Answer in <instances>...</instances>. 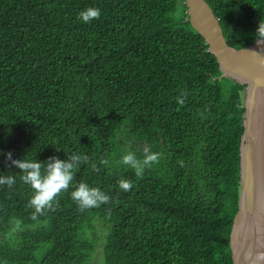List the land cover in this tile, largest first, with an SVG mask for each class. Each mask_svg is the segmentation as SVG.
<instances>
[{
  "label": "trees",
  "instance_id": "16d2710c",
  "mask_svg": "<svg viewBox=\"0 0 264 264\" xmlns=\"http://www.w3.org/2000/svg\"><path fill=\"white\" fill-rule=\"evenodd\" d=\"M206 2L228 45L255 41L264 0ZM89 7L100 17L85 23L79 13ZM220 74L184 0H0V177L15 178L0 185V233L26 226L0 243V259L87 264L94 243L85 230L98 217L108 225L101 264H233L244 85ZM122 127L160 152L140 176L114 160ZM8 152L89 162L58 207L32 220L34 190ZM80 182L109 203L81 210L71 197Z\"/></svg>",
  "mask_w": 264,
  "mask_h": 264
},
{
  "label": "water",
  "instance_id": "95a60500",
  "mask_svg": "<svg viewBox=\"0 0 264 264\" xmlns=\"http://www.w3.org/2000/svg\"><path fill=\"white\" fill-rule=\"evenodd\" d=\"M184 2L191 27L217 60L219 77L244 85L238 210L229 243L233 264H264V65L250 53L260 49L255 41L241 48L228 45L206 0Z\"/></svg>",
  "mask_w": 264,
  "mask_h": 264
},
{
  "label": "clouds",
  "instance_id": "9594fccd",
  "mask_svg": "<svg viewBox=\"0 0 264 264\" xmlns=\"http://www.w3.org/2000/svg\"><path fill=\"white\" fill-rule=\"evenodd\" d=\"M99 17L100 9L94 7L86 8L79 13V18L85 23L93 19H98ZM255 43L260 51H251L250 53L254 60L264 65V20L258 22V27L255 32ZM143 151L144 158L142 160L137 159L135 154L129 151L123 155L120 163L134 169L137 176L142 175L145 167H150L152 164L158 163L159 159V153H153L147 147ZM67 157V161H63L52 156L48 158L46 163H43L37 162L35 159L31 161L26 159H13L11 152L5 154V159L10 161L11 166L19 169L23 173L20 179L30 185L34 190V194L29 201V207L34 208V212L31 214L32 220H37L38 216H43L46 211H54L55 207H58L59 201L56 197L62 191L68 190L80 165L89 162L87 155L72 153ZM101 163L106 165L108 161L103 160ZM91 168L95 172H99L100 170L95 163L91 164ZM14 184V177H0V185H7L11 188ZM118 186L124 192H128L133 187V184L130 180L122 178L118 181ZM71 197L77 202L81 210L97 208L110 201L109 195L104 191L97 187H90L84 182H80L76 186L75 190L71 192Z\"/></svg>",
  "mask_w": 264,
  "mask_h": 264
},
{
  "label": "rangeland",
  "instance_id": "374dc122",
  "mask_svg": "<svg viewBox=\"0 0 264 264\" xmlns=\"http://www.w3.org/2000/svg\"><path fill=\"white\" fill-rule=\"evenodd\" d=\"M127 132L128 127H122L116 134L115 141L117 144V153L114 156V160L116 162H119L123 155L127 154L129 151L133 152L137 156L140 155V160H142L144 158L143 149L145 147L149 148L151 152L159 153L160 155V152L153 150V147L150 144L140 141L135 137L128 136ZM90 225L91 227L85 230V236L93 241L94 248L87 259V264H101L102 249L108 225L105 221L98 217L93 218ZM25 228L26 226L22 225L19 221L12 222L6 231L0 233V243L15 240L19 232ZM0 264L8 263L0 259Z\"/></svg>",
  "mask_w": 264,
  "mask_h": 264
},
{
  "label": "bare ground",
  "instance_id": "6f19581e",
  "mask_svg": "<svg viewBox=\"0 0 264 264\" xmlns=\"http://www.w3.org/2000/svg\"><path fill=\"white\" fill-rule=\"evenodd\" d=\"M263 205H264V195H263Z\"/></svg>",
  "mask_w": 264,
  "mask_h": 264
}]
</instances>
